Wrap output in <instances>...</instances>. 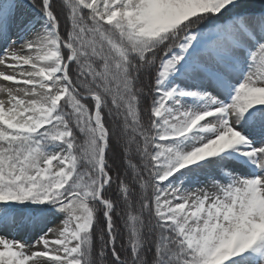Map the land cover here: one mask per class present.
<instances>
[{
	"label": "snow or ice",
	"instance_id": "obj_1",
	"mask_svg": "<svg viewBox=\"0 0 264 264\" xmlns=\"http://www.w3.org/2000/svg\"><path fill=\"white\" fill-rule=\"evenodd\" d=\"M0 264H264V0H0Z\"/></svg>",
	"mask_w": 264,
	"mask_h": 264
}]
</instances>
